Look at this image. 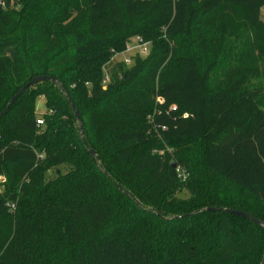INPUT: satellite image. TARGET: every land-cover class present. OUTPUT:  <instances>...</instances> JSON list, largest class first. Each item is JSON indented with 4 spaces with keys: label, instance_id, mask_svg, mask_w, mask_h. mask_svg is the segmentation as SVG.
Segmentation results:
<instances>
[{
    "label": "trees",
    "instance_id": "16d2710c",
    "mask_svg": "<svg viewBox=\"0 0 264 264\" xmlns=\"http://www.w3.org/2000/svg\"><path fill=\"white\" fill-rule=\"evenodd\" d=\"M14 1L0 2V114L36 76L55 77L67 95L39 82L0 118V264H259L261 226L202 209L264 221V89L247 78L248 63L264 58V0ZM73 20L84 27L66 46ZM241 28L245 50L212 84ZM159 29L171 49L114 63L105 87L102 62ZM87 80L97 104L82 113ZM116 116L117 142L99 153Z\"/></svg>",
    "mask_w": 264,
    "mask_h": 264
},
{
    "label": "rangeland",
    "instance_id": "374dc122",
    "mask_svg": "<svg viewBox=\"0 0 264 264\" xmlns=\"http://www.w3.org/2000/svg\"><path fill=\"white\" fill-rule=\"evenodd\" d=\"M15 6L20 7V4L17 2H13ZM262 16L264 18V7L262 8ZM84 24L82 22L81 25L77 24L76 20H73L69 24V28L66 29V46H74L75 45V33L77 31H80L83 29ZM23 35V32L21 33ZM250 34H247L244 32L241 28V30L235 34L234 36L229 37L227 40L224 50L221 54V57L219 58V61L217 62V65L215 66L212 76H211V83L216 84L217 81H219L223 74L225 73L226 69L229 66L235 65L238 63L239 56L242 53L243 50L246 48L247 38H250ZM145 38V40H144ZM141 37L139 35L133 36L129 39V41L125 45V49L117 52L114 54L110 60H106L102 62V66L100 68V74L104 77L103 85L106 87L109 80L111 79L110 70L114 63L123 61L124 59H131L130 63H126V67H131L132 63L134 62V59L136 56H142V58H146L151 55H156L158 53L167 52L171 49L172 43L170 42V38L161 30H156L150 33L149 35H146L145 37ZM247 39V40H246ZM142 40V41H141ZM144 42V43H143ZM142 44H145V47L147 50L144 52L142 49L144 47H141ZM182 48L185 47L184 44L181 45ZM129 48V50H127ZM62 47L56 45L52 49V53H56L59 50H61ZM88 60H95L94 57H90ZM248 72H247V78H248V86L249 87H258L264 89V58L261 60H257L254 63H248ZM97 74V72H95ZM90 80L83 82V89L79 91V99L82 100L81 102V112L86 113L92 106L96 105V102H93L91 99H89V90L91 87ZM44 102V103H43ZM45 104V97L41 96L37 100V109L39 112L43 110L42 106ZM123 116H116V117H110L109 120L111 124V128L106 130L105 134V140L103 145L99 148V153H106L107 151L112 150L113 146L115 145L116 137L114 136L113 128H116V121L118 119H121ZM146 121H151V116L147 117H138V129L141 128ZM134 124V123H133ZM76 124V128H77ZM136 127V125H134ZM79 127V126H78ZM79 134V130H78ZM190 145L194 147L195 152L200 151V144L198 140H191ZM71 148V147H70ZM170 149V148H169ZM70 151V150H69ZM170 151H175V148H171ZM198 159V158H197ZM68 164H63L59 166V169L62 171V173H65L69 169ZM56 167H52L46 172V178L51 179L54 178L57 175ZM177 196L179 198H188L189 193L187 189L180 191Z\"/></svg>",
    "mask_w": 264,
    "mask_h": 264
},
{
    "label": "water",
    "instance_id": "95a60500",
    "mask_svg": "<svg viewBox=\"0 0 264 264\" xmlns=\"http://www.w3.org/2000/svg\"><path fill=\"white\" fill-rule=\"evenodd\" d=\"M43 81H51L56 83L61 89L62 91H64V93L66 94L63 86L61 85V83L53 76H48V75H40V76H36L33 79H31L28 83H26L25 85H23L19 91L10 99V101L8 102V104L6 105V107L3 109V111L0 114V118L7 112V110L11 107V105L31 86L39 83V82H43ZM67 95V94H66ZM73 110L75 112L76 118L80 124V130L84 133L83 130V126H82V121H81V117L79 116L78 112L76 111L75 107L72 105ZM46 108V106H44V109ZM90 154L92 155L94 161L96 163L98 162V158L96 156V153L93 149H90ZM175 167V165H174ZM118 188H120V186H118ZM202 211H222V212H226L229 214H235V215H239L242 217H245L251 221H253L254 223L258 224L259 226H261L264 229V221L260 220L259 218L243 212V211H239V210H235V209H231V208H225V207H206L204 209H202ZM259 264H264V254L263 257L260 261Z\"/></svg>",
    "mask_w": 264,
    "mask_h": 264
},
{
    "label": "built area",
    "instance_id": "2783aa9c",
    "mask_svg": "<svg viewBox=\"0 0 264 264\" xmlns=\"http://www.w3.org/2000/svg\"><path fill=\"white\" fill-rule=\"evenodd\" d=\"M0 2L3 3V5H5V0H0ZM11 2H14V0H11ZM141 47H144L142 49V51L145 52L147 50V48L145 47V44H142ZM127 50H129V48ZM130 61H131V59H124V62L125 63H128L129 64ZM37 124L38 125H44V120L43 119H38L37 120ZM177 173H178V177L180 179H182L183 181H185L188 178V175H189V173L187 172V170L184 169V168H181V167L177 168Z\"/></svg>",
    "mask_w": 264,
    "mask_h": 264
},
{
    "label": "crops",
    "instance_id": "0c3cea01",
    "mask_svg": "<svg viewBox=\"0 0 264 264\" xmlns=\"http://www.w3.org/2000/svg\"><path fill=\"white\" fill-rule=\"evenodd\" d=\"M43 103H44V102H43ZM44 106H45V104H43V106H42L43 110H44ZM43 110H42V111H43ZM37 112H39L38 109H37Z\"/></svg>",
    "mask_w": 264,
    "mask_h": 264
}]
</instances>
